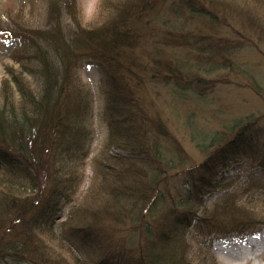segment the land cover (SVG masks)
<instances>
[{
    "label": "trees",
    "instance_id": "trees-1",
    "mask_svg": "<svg viewBox=\"0 0 264 264\" xmlns=\"http://www.w3.org/2000/svg\"><path fill=\"white\" fill-rule=\"evenodd\" d=\"M50 1L43 26L29 27L11 12L15 25L3 30L20 70L7 65L0 87V264H217L213 238L264 224V184L251 174L241 190L211 206L205 197L222 186L219 164L241 158L264 172V128L254 117L230 118L224 129L201 136L196 145L207 150L205 159L188 173L189 182L173 188L169 172L188 160L152 113L146 90L165 81L207 97L214 85L232 82L226 72L251 78L229 57L235 50L220 34L241 6L237 0H124L103 25L87 28L62 20L66 7L77 20L76 0ZM83 62L103 70L109 138L96 158L101 171L81 202L68 194L75 179L68 160H76L91 133L93 93L76 77ZM185 72L194 77L187 80ZM58 212L67 217L59 229L85 251L69 255L52 246Z\"/></svg>",
    "mask_w": 264,
    "mask_h": 264
},
{
    "label": "rangeland",
    "instance_id": "rangeland-1",
    "mask_svg": "<svg viewBox=\"0 0 264 264\" xmlns=\"http://www.w3.org/2000/svg\"><path fill=\"white\" fill-rule=\"evenodd\" d=\"M105 1L108 2L107 7H105ZM122 2L124 0H76L74 4L77 20L69 15L67 7L62 20L69 27L76 25L87 28L99 27L105 23L112 10L114 11L113 6ZM236 3L241 6L239 12L232 14L235 17L230 20L229 27L222 30L220 34L231 42L235 50L229 57L236 60L238 65L244 69H248L251 72V78L244 77L241 73L226 72L222 76L232 82L214 85L208 89L207 97L203 98L195 96L189 90L181 93L176 90L177 87H166L165 81H160V85L158 82H150L147 86L146 94L149 96L150 93L149 97L152 98V113L161 120L166 131L180 143L185 152L181 154V158L188 160L184 165L181 164L169 172L173 173L170 177L173 188L181 187L180 185L189 182L191 179L188 173L197 168L195 163L199 164L205 159L204 152L207 150L202 151L197 146L200 145L199 142L202 143L201 136L211 131L224 129V122L230 118L252 117L253 120L254 117L259 120L257 125L264 128V89H262L264 88V3L260 0H237ZM50 4V0H0V28L3 29L10 25L9 14L11 12L15 20H24L29 27L43 26ZM192 22L195 23L196 20ZM14 25L11 24L10 27ZM11 46L9 40L0 33V87L4 85V80L7 78V65H13L16 70H20L19 64L14 63L9 56L14 48ZM236 69L242 71L240 67ZM187 74L184 73L187 80L194 77ZM253 76L259 82L263 96L255 91ZM76 77L82 88L93 93L94 100L91 133L81 145L82 151L77 155L76 160L75 158L68 160L69 165L75 169V179L68 194L72 201L79 199L82 202L84 197H88L92 183L101 171L97 170L96 158L102 157V150L108 142L109 124L106 117L103 70L97 65L91 67L83 62L77 70ZM26 78L31 86L35 88L39 86L38 80L32 79L29 75H26ZM153 87L158 88L155 93L150 92ZM212 135L210 133L206 140H210ZM209 144L211 143L207 142V145ZM213 151L209 153L213 154ZM119 153L123 154L121 151ZM240 159H233L231 163L226 164V167H220L224 181L220 188L205 197L206 205L211 206L222 196L241 190L247 176L251 174L264 184V172L255 167L253 163ZM66 221L67 217H63V214L58 212L55 218L57 223L55 243L58 246L54 243L52 246L69 255L85 251L84 246L63 231L64 228L59 229V224H66ZM47 235L43 234L45 238L49 237ZM246 239L247 236L224 240L215 239L211 243L210 253L215 257L217 264H264V251L263 254L260 249L252 251L251 258L243 253L251 249L249 246L243 250L242 245Z\"/></svg>",
    "mask_w": 264,
    "mask_h": 264
},
{
    "label": "bare ground",
    "instance_id": "bare-ground-1",
    "mask_svg": "<svg viewBox=\"0 0 264 264\" xmlns=\"http://www.w3.org/2000/svg\"><path fill=\"white\" fill-rule=\"evenodd\" d=\"M147 22H149V20H147ZM195 96L203 98V96H198V95H195ZM222 166H223L222 164H219V165H218V168H220V167H222ZM248 243H249L248 241L245 242V243H243L242 248H244L245 246L248 248V246H249ZM218 249H219L220 251L222 250L221 248H218ZM243 253H246V251H243Z\"/></svg>",
    "mask_w": 264,
    "mask_h": 264
}]
</instances>
